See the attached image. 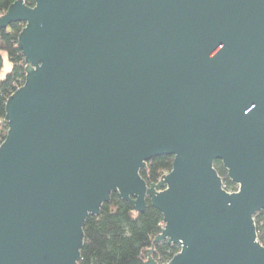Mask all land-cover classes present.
I'll use <instances>...</instances> for the list:
<instances>
[{
  "label": "water",
  "instance_id": "1",
  "mask_svg": "<svg viewBox=\"0 0 264 264\" xmlns=\"http://www.w3.org/2000/svg\"><path fill=\"white\" fill-rule=\"evenodd\" d=\"M33 2L0 16L24 25L25 64L4 105L0 264H78L112 194L161 214L165 264H264V0Z\"/></svg>",
  "mask_w": 264,
  "mask_h": 264
},
{
  "label": "trees",
  "instance_id": "2",
  "mask_svg": "<svg viewBox=\"0 0 264 264\" xmlns=\"http://www.w3.org/2000/svg\"><path fill=\"white\" fill-rule=\"evenodd\" d=\"M17 0H0V16ZM27 7H33V0H23ZM24 25L13 23L0 31V71L3 68V54H6L11 70L0 79V144L4 141L7 126L4 122V105L8 97L24 84L25 64L17 48V37ZM173 158L161 156L151 159L140 171L147 186L157 183L172 167ZM213 167L222 180L227 192H235L236 186L227 178V172L220 161ZM258 242L264 247L263 213L254 216ZM163 227L161 214L146 201L145 210L136 213L132 207L112 194L109 202L102 205L97 217H89L83 228L84 240L78 264H145L148 250L153 249L151 258L157 264H165L179 252V248L166 242L154 244V239Z\"/></svg>",
  "mask_w": 264,
  "mask_h": 264
},
{
  "label": "rangeland",
  "instance_id": "3",
  "mask_svg": "<svg viewBox=\"0 0 264 264\" xmlns=\"http://www.w3.org/2000/svg\"><path fill=\"white\" fill-rule=\"evenodd\" d=\"M11 70V64L9 63L6 54H3V68L0 71V79H4L6 74Z\"/></svg>",
  "mask_w": 264,
  "mask_h": 264
},
{
  "label": "built area",
  "instance_id": "4",
  "mask_svg": "<svg viewBox=\"0 0 264 264\" xmlns=\"http://www.w3.org/2000/svg\"><path fill=\"white\" fill-rule=\"evenodd\" d=\"M236 191H237V188H236ZM236 191H235V192H236Z\"/></svg>",
  "mask_w": 264,
  "mask_h": 264
}]
</instances>
